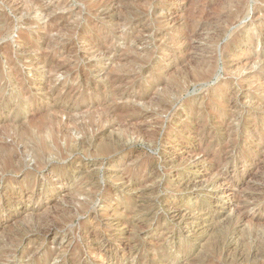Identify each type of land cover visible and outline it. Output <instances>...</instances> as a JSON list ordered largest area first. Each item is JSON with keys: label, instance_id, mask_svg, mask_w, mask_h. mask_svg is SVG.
<instances>
[{"label": "rangeland", "instance_id": "374dc122", "mask_svg": "<svg viewBox=\"0 0 264 264\" xmlns=\"http://www.w3.org/2000/svg\"><path fill=\"white\" fill-rule=\"evenodd\" d=\"M263 57L264 0H0V264H264Z\"/></svg>", "mask_w": 264, "mask_h": 264}, {"label": "bare ground", "instance_id": "6f19581e", "mask_svg": "<svg viewBox=\"0 0 264 264\" xmlns=\"http://www.w3.org/2000/svg\"><path fill=\"white\" fill-rule=\"evenodd\" d=\"M120 2H122V1H120ZM118 5V4H117ZM250 7V6H249ZM123 8V7H122ZM128 8V7H127ZM117 9H119V8H117ZM83 10V9H82ZM96 10V9H95ZM125 10H126V8H125ZM116 11V10H115ZM109 13V12H108ZM127 13V12H126ZM245 18V17H244ZM102 20V19H101ZM117 20V19H116ZM124 25V24H123ZM99 26V25H98ZM52 27H54V26H52L51 24H49L48 25V28H50V29H52ZM56 28V27H55ZM104 37V36H103ZM252 48V47H251ZM119 50V49H118ZM264 58V57H263ZM118 60V59H117ZM212 80V79H211ZM215 107V106H214ZM84 140V139H83ZM80 141V140H79ZM77 145H79V144H77ZM76 146V145H75ZM76 150V149H75ZM218 234V233H217Z\"/></svg>", "mask_w": 264, "mask_h": 264}]
</instances>
